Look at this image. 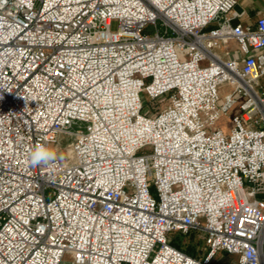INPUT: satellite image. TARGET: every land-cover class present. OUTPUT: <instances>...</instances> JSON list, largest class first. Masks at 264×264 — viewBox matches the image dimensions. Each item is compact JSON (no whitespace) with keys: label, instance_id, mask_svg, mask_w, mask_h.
Masks as SVG:
<instances>
[{"label":"built area","instance_id":"obj_1","mask_svg":"<svg viewBox=\"0 0 264 264\" xmlns=\"http://www.w3.org/2000/svg\"><path fill=\"white\" fill-rule=\"evenodd\" d=\"M238 3L0 0V264H264V12Z\"/></svg>","mask_w":264,"mask_h":264},{"label":"rangeland","instance_id":"obj_2","mask_svg":"<svg viewBox=\"0 0 264 264\" xmlns=\"http://www.w3.org/2000/svg\"><path fill=\"white\" fill-rule=\"evenodd\" d=\"M216 24H213L210 26V28L215 27ZM113 29L117 28V23L115 22L112 26ZM156 31V27L153 25H150L146 29V33L153 34ZM262 84L264 85V77L261 79ZM238 111V108L235 109V112ZM69 140L64 137L62 140L63 147L67 145ZM152 192H155V188H152ZM174 238L176 239V242L183 246V248L186 250L189 246V252L192 253L195 256H199L202 253H204L206 245L201 237L200 231L193 230L189 234L185 235L181 232H174ZM236 260L234 256L228 255L227 253H221L218 255V258L216 260L215 264H235Z\"/></svg>","mask_w":264,"mask_h":264},{"label":"crops","instance_id":"obj_3","mask_svg":"<svg viewBox=\"0 0 264 264\" xmlns=\"http://www.w3.org/2000/svg\"><path fill=\"white\" fill-rule=\"evenodd\" d=\"M235 10L239 13L245 12L243 18L236 20V22L254 24L258 16L264 12V0H239Z\"/></svg>","mask_w":264,"mask_h":264},{"label":"clouds","instance_id":"obj_4","mask_svg":"<svg viewBox=\"0 0 264 264\" xmlns=\"http://www.w3.org/2000/svg\"><path fill=\"white\" fill-rule=\"evenodd\" d=\"M30 155L33 164L47 163L55 159V153L44 147H37Z\"/></svg>","mask_w":264,"mask_h":264},{"label":"trees","instance_id":"obj_5","mask_svg":"<svg viewBox=\"0 0 264 264\" xmlns=\"http://www.w3.org/2000/svg\"><path fill=\"white\" fill-rule=\"evenodd\" d=\"M173 243H174L175 246H177V247L183 249L184 251H186V252L189 253L190 255H193L192 253L189 252V247H190V246L185 250V249L183 248L182 245H180V244H178V243L176 242V239H175V238H173ZM193 256H195V255H193Z\"/></svg>","mask_w":264,"mask_h":264},{"label":"bare ground","instance_id":"obj_6","mask_svg":"<svg viewBox=\"0 0 264 264\" xmlns=\"http://www.w3.org/2000/svg\"><path fill=\"white\" fill-rule=\"evenodd\" d=\"M63 137V136H62Z\"/></svg>","mask_w":264,"mask_h":264}]
</instances>
